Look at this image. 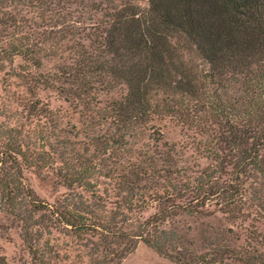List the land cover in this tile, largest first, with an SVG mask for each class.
<instances>
[{
    "label": "rangeland",
    "instance_id": "1",
    "mask_svg": "<svg viewBox=\"0 0 264 264\" xmlns=\"http://www.w3.org/2000/svg\"><path fill=\"white\" fill-rule=\"evenodd\" d=\"M147 8V0H0V264L264 256V149L255 154L244 135L253 122L243 105L241 119L215 118L200 94L152 87L145 115L118 112L128 88L107 45L121 15ZM177 54L173 63L197 85L205 60ZM229 83L227 94L243 97ZM160 212L159 230L174 233L163 248L172 258L135 237ZM73 217L94 226L73 230Z\"/></svg>",
    "mask_w": 264,
    "mask_h": 264
},
{
    "label": "trees",
    "instance_id": "2",
    "mask_svg": "<svg viewBox=\"0 0 264 264\" xmlns=\"http://www.w3.org/2000/svg\"><path fill=\"white\" fill-rule=\"evenodd\" d=\"M147 2L146 10L131 9L127 15H121L107 45L109 52L119 58L120 76L128 88L119 104L121 116L131 112L145 115L151 107V88L170 87L176 93L200 94L202 107L215 118L241 119L237 110L243 105V116L253 122V127L248 124L244 135L252 139L250 145L255 154L258 149H264V0ZM180 50H194L208 65V71L197 77V85L194 76H182V64L177 67L172 61L179 57ZM130 60L132 63L128 62ZM170 67L175 72L180 71L182 78L172 79ZM227 75L233 78H225ZM229 80L241 86L243 97L227 94ZM202 90L205 91L201 93ZM256 133H259L257 137L250 136ZM190 204L187 202L179 209ZM162 215L160 212L144 221L139 228L141 234L135 237L172 258L163 248L174 233L159 230L160 222L165 220ZM68 225L77 231L94 226L76 217ZM104 232L105 237L113 235ZM258 244H264V238ZM173 259L178 264H191L182 254ZM243 264H264V256H250Z\"/></svg>",
    "mask_w": 264,
    "mask_h": 264
}]
</instances>
